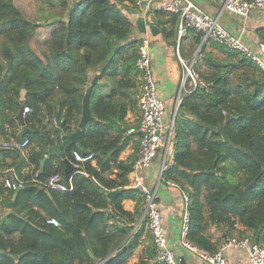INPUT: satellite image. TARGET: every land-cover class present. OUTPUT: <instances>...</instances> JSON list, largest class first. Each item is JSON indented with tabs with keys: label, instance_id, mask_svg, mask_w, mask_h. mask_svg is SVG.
Listing matches in <instances>:
<instances>
[{
	"label": "trees",
	"instance_id": "1",
	"mask_svg": "<svg viewBox=\"0 0 264 264\" xmlns=\"http://www.w3.org/2000/svg\"><path fill=\"white\" fill-rule=\"evenodd\" d=\"M36 1L47 8L28 20L14 0H0V143L26 138L30 147V169L21 175L16 162L23 151L0 146V177L14 173L23 181L16 195L0 182V264H159L142 218V197L128 187L138 137L127 131L137 127L140 79L138 39L130 37L126 12L138 7L136 0ZM149 13L177 21L174 14ZM38 26L49 34L36 33ZM188 32L193 49L199 47L192 58L199 82L180 101L174 164L162 179L187 197L186 238L192 245L212 254L224 238L238 236L264 248V72L247 56L212 41L201 44ZM254 33L264 44V26ZM33 37L37 47L31 46ZM91 74L102 80L89 98L94 119L81 130L78 145L65 149L73 164L65 174L59 154L44 157L61 144V135L75 131ZM105 87L107 93L97 94ZM24 107L29 111L23 124L31 133L21 137ZM128 112L136 116L133 123ZM221 126L227 141L216 131ZM132 142L135 156L121 159ZM74 151L93 159L76 162ZM56 173L63 191L46 184ZM126 200L134 202L133 211L124 208Z\"/></svg>",
	"mask_w": 264,
	"mask_h": 264
},
{
	"label": "built area",
	"instance_id": "2",
	"mask_svg": "<svg viewBox=\"0 0 264 264\" xmlns=\"http://www.w3.org/2000/svg\"><path fill=\"white\" fill-rule=\"evenodd\" d=\"M154 0H136L138 7H145V15L149 17L150 5ZM264 9V0H222L216 15H209L201 10L191 0H159L154 10L174 14L177 17V35L183 36L188 30L201 38V44L207 41L221 44L229 51L247 56L258 68L264 72V44L259 42L251 46L225 29L219 22L222 13L246 18L253 11ZM150 36L148 31L138 37L135 68L139 73L140 87L138 96L139 118L137 127L130 128L127 133H135L138 137V150L129 174V188L137 190L142 197V218H145L152 242L155 246V261L159 264H181L179 257L169 245L164 218L158 204L157 189L160 182L168 186H176L170 181H164L162 174L174 164L173 157V125L182 96L195 89L199 82L192 65L194 60L179 61L183 67V75L179 81L172 116L168 123L164 122L165 107L156 84L149 51ZM29 108L24 107L23 113ZM29 145L26 138L3 141L0 146L4 149L24 151ZM76 162L84 163L93 159V154L81 155L72 153ZM159 157L158 176L154 184L146 180V170L150 168L154 158ZM11 172V171H10ZM38 174H34L37 179ZM59 174L50 176L46 184L56 190H65L57 184ZM1 183L6 190L18 191L23 187V181L14 173H5ZM187 197L182 194L181 227L179 243L182 249L197 257L199 264H264V248L248 237L228 236L218 245L212 254L192 245L186 238L189 223V212L186 208ZM1 208V198H0ZM57 226L56 220L48 221ZM241 251L245 260L239 263L230 262L228 255Z\"/></svg>",
	"mask_w": 264,
	"mask_h": 264
},
{
	"label": "crops",
	"instance_id": "3",
	"mask_svg": "<svg viewBox=\"0 0 264 264\" xmlns=\"http://www.w3.org/2000/svg\"><path fill=\"white\" fill-rule=\"evenodd\" d=\"M159 0H154L151 3V9H155ZM196 4L201 10L209 15H216L219 11L220 4L222 0H191ZM145 7L130 8L126 12V16L132 24V33L131 39H138L142 34L137 27V22L140 18H144V28L145 31H148L150 36L149 42V51H150V60L151 66L154 74L156 84L158 86L159 95L164 102L165 114L164 122L168 123L174 108V101L177 94V89L179 81L183 75V67L179 61V58L183 61H189L195 57L196 53L199 50V47L193 49V36L190 32H187L183 36H178L176 33L177 21L173 25L172 22H166L168 19L162 16H154L156 22H152L151 14L147 17L144 13ZM219 22L221 25L227 29L232 34L239 36L244 42L249 45L256 46L259 43L254 31L258 27L264 26V9L253 11L248 17L243 18L237 15H232L229 13H222L219 17ZM156 25L159 30L157 35H152L149 30L150 25ZM162 30L164 31L162 33ZM181 46H180V41ZM207 50L211 51L213 54L217 55L215 50H212L207 46ZM94 74L90 75L88 86L90 85L91 80L94 78ZM98 83H102V80L97 79ZM87 88V87H86ZM109 87H105L102 90L97 91L98 93H107ZM95 95V99L97 97ZM128 122L133 123L136 119V116L132 115L131 112H128L126 115ZM30 151V147L25 149L21 156L18 159L16 164L20 168V174L23 175L30 169L27 165V156ZM137 155V154H136ZM135 156V149L133 142L130 143L124 151L121 153L120 158L126 159L128 157ZM11 164L10 161H6ZM159 157L154 158L152 165L149 169L146 170V180L150 184H154L158 176L159 170ZM18 174V173H17ZM1 180V177H0ZM1 182V181H0ZM1 185V184H0ZM4 193L0 191V198L3 200ZM158 204L164 218V226L167 233V238L169 245L173 248L174 252L178 257H182L184 264H199V261L196 256L191 255L182 247L179 243L180 236V227H181V209L182 204V192L178 187L168 186L163 182H160L157 189ZM123 206L128 211H133L134 202L126 200L123 203ZM146 242L143 241L142 245L138 248L140 250L145 246ZM138 250L136 253H138ZM230 262L239 263L240 261L245 260V255L241 251H235L228 255ZM135 257L131 260L134 262Z\"/></svg>",
	"mask_w": 264,
	"mask_h": 264
},
{
	"label": "water",
	"instance_id": "4",
	"mask_svg": "<svg viewBox=\"0 0 264 264\" xmlns=\"http://www.w3.org/2000/svg\"><path fill=\"white\" fill-rule=\"evenodd\" d=\"M151 20H152V22H156V20H155L153 15L151 16ZM137 27H138V30L141 33H145L144 18L143 17L140 18L139 21L137 22ZM149 30L152 33V35H157L159 33V30H158V28L156 27L155 24L154 25L151 24L149 26ZM96 82H97V76H94V78L90 82V85L86 88V90L84 92V95H83V98H82L81 117H80L79 123H78L75 131L69 136L61 135V144L57 148L49 147L48 151H47V154L44 157V160H45L48 157H50L52 154H55V153L59 154V156L63 159L64 164H65V170H64L65 174H67L69 171H71L73 169V164L65 158V155H64L65 149H67L70 145H73V144L78 145V140H79V136H80L81 130L85 127V125H86V123L88 121L94 119L90 115V112H89V98H90V95H91V91H92L93 85ZM24 96H25V91H24V89H21V92H20L21 101H24ZM19 117H20L21 125L23 127L22 133H21V137H23V135L31 133V131L24 127V124H23V111L22 110L20 111ZM229 119H230L229 116L226 117V120H229ZM56 125L59 127V121H58V117L57 116H56ZM216 131L222 136V138L225 141H227V137H226V134H225L223 126L218 127L216 129ZM32 133L38 135L39 131H35V132H32ZM16 193H17V190L14 191L15 195H16ZM179 260H180L181 264H184V260H183L182 257H179Z\"/></svg>",
	"mask_w": 264,
	"mask_h": 264
},
{
	"label": "rangeland",
	"instance_id": "5",
	"mask_svg": "<svg viewBox=\"0 0 264 264\" xmlns=\"http://www.w3.org/2000/svg\"><path fill=\"white\" fill-rule=\"evenodd\" d=\"M14 3L16 4V6H18V8L22 11V13L25 15L26 19H28V20L37 19V17L39 16V14L37 15V13L39 12V10H41L42 7L44 8V10L47 8V4H45V1H42V3H41L40 1L37 2L36 0H14ZM51 11H52V9H51ZM37 32H44L42 34L45 37L46 35L49 34L50 30H46V32H45L44 27L38 26L36 33ZM35 38L36 37H33V39L31 40V46L32 47L38 46L37 44L34 45ZM2 212L3 211H0V213H2ZM211 231H212V233L216 239L220 237V234L217 231H215L213 228Z\"/></svg>",
	"mask_w": 264,
	"mask_h": 264
}]
</instances>
